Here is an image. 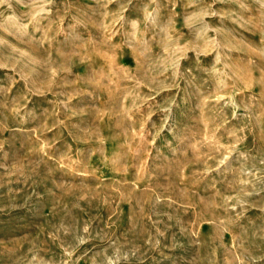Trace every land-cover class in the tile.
<instances>
[{
	"label": "rangeland",
	"instance_id": "1",
	"mask_svg": "<svg viewBox=\"0 0 264 264\" xmlns=\"http://www.w3.org/2000/svg\"><path fill=\"white\" fill-rule=\"evenodd\" d=\"M0 264H264V0H0Z\"/></svg>",
	"mask_w": 264,
	"mask_h": 264
}]
</instances>
